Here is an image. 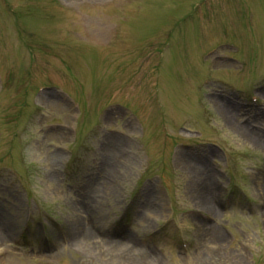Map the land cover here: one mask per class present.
Returning <instances> with one entry per match:
<instances>
[{"label": "rangeland", "instance_id": "rangeland-1", "mask_svg": "<svg viewBox=\"0 0 264 264\" xmlns=\"http://www.w3.org/2000/svg\"><path fill=\"white\" fill-rule=\"evenodd\" d=\"M59 3L0 0V264H123L76 240L52 256L44 233H60L57 222L92 246L122 230V249L148 264H264V104L243 102L255 88L264 101V0ZM204 77L217 82L214 96ZM44 84L58 90L38 95ZM106 149L116 157L105 173ZM190 166L207 193L190 186ZM94 177L113 192H89ZM88 192L103 217L86 211ZM142 194L154 196L149 211L138 208Z\"/></svg>", "mask_w": 264, "mask_h": 264}, {"label": "bare ground", "instance_id": "bare-ground-1", "mask_svg": "<svg viewBox=\"0 0 264 264\" xmlns=\"http://www.w3.org/2000/svg\"><path fill=\"white\" fill-rule=\"evenodd\" d=\"M200 69V68H199ZM53 104V110H57L59 108L62 107V105L56 103V102H51ZM220 106L221 108H224L225 111L228 113V116L229 117H232L234 114H235V111L233 108H231L230 106L224 104V103H220ZM251 114H256V115H261V112L259 111V109H255L254 111L250 112ZM264 116V115H262ZM235 127L237 128V132L239 133H242L241 136L243 137L242 139L243 140H247V141H256V139L259 137V134L253 130H250L248 127H245V126H240V125H235ZM154 138V136L152 137ZM258 140V139H257ZM54 155L56 157H59L60 154L58 153H54ZM115 157H116V153L114 152L112 154V156L109 154L108 150L106 149V154H104V166H103V169H104V172L106 173L107 171H111L109 169H112V165L111 163L114 162L115 160ZM189 172H191L192 174V178H191V181H190V186L191 187H194L196 185H201L202 189L204 192L207 193V187H206V182H205V178L203 177V170L200 169L199 166H190L189 168ZM124 177H128V175L126 176V174L124 173ZM113 185L109 184L108 182H106L104 180L103 177H94L93 180L88 184L87 186V190L89 192H102L103 190H110L111 192H113ZM257 188L259 189H262L264 190V185L263 183H260L258 182L257 183ZM88 192V195L87 197L85 198V207H86V211L89 210V211H93L95 212L96 216L97 217H103V212L102 210H98V207L96 208V206L94 205V200L92 198V195ZM199 190L197 191V194H199ZM151 194V193H150ZM148 194V200L147 201H144L143 199L144 198V194H142L141 196V199L139 201V204H138V208H143V211H149V209L151 208V201H153L154 199V196L153 195H150ZM149 199H152L149 201ZM217 200V197L216 195H213L212 197V200L210 198H208L207 196L206 197H202L201 198V204L203 205H206V206H209L213 201ZM147 202V203H146ZM85 211V213H87ZM109 215V214H108ZM107 215V216H108ZM103 225V223H102ZM124 232V231H123ZM120 231V233L115 237V236H110L108 238V241L106 239H100L99 242H98V246H92L91 243L93 242L92 240H89L87 241L86 239V233H82L80 235H78L79 233L76 231L74 233V235L71 237L70 241H77V244H76V247L82 249L83 251L85 250L86 254H88L89 252L90 253H94L92 250H95V248L98 250H101L103 251V253H98L99 256L103 257V256H106L108 260H110L111 262L114 261V262H118V261H122L123 264H136L135 261L137 262H140L141 264H148V260H147V256L144 252H138V254L136 256H134L132 254L133 252V246L129 247L126 251H124V248L122 249V243L118 240L120 239L122 233ZM83 234L85 236H83ZM214 235H218V237L221 236V233L216 230H213L211 232H208L205 234V236L207 237V240H214L215 237L213 236ZM216 237V238H218ZM206 241V239H205ZM205 241H202L201 243L199 242L195 248L196 252H197V258L200 260V261H204L207 256L209 257V247L208 245L206 244ZM90 243V244H89ZM64 245V244H63ZM61 245V246H63ZM60 246V247H61ZM60 247L58 249H60ZM58 249H55L54 251H52V253H49L51 254L52 256L56 255V253L58 252ZM127 252V253H125ZM106 253V254H105ZM135 257V258H134Z\"/></svg>", "mask_w": 264, "mask_h": 264}]
</instances>
